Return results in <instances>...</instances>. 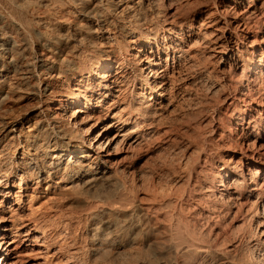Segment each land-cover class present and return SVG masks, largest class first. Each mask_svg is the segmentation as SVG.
Wrapping results in <instances>:
<instances>
[{
  "label": "bare ground",
  "instance_id": "6f19581e",
  "mask_svg": "<svg viewBox=\"0 0 264 264\" xmlns=\"http://www.w3.org/2000/svg\"><path fill=\"white\" fill-rule=\"evenodd\" d=\"M26 249L264 264V0H0V264Z\"/></svg>",
  "mask_w": 264,
  "mask_h": 264
},
{
  "label": "rangeland",
  "instance_id": "374dc122",
  "mask_svg": "<svg viewBox=\"0 0 264 264\" xmlns=\"http://www.w3.org/2000/svg\"><path fill=\"white\" fill-rule=\"evenodd\" d=\"M250 0H246V3L247 2H249ZM207 51V50H206ZM241 71V69L240 70H238V72H240ZM204 88H206V87H204ZM204 91H206V90H204ZM183 101V102H182ZM182 103H184V100L182 99ZM178 114H176V115H170V114H167V116H166V118L167 119H169L170 121H171V118H173V116L174 117H181V115H182V112L180 111V113L179 112H177ZM168 120V121H169ZM167 121V122H168ZM167 158V159H166ZM164 159H166V160H164ZM164 159H162V161H157V164H158V169H160V167L162 168L163 167V163H164V166H171V163L170 162H172V161H170L169 162V160L171 159L169 156L168 157H165ZM169 159V160H168ZM161 160V159H160ZM166 161V162H165ZM160 162H162V163H160ZM169 162V163H168ZM161 164V165H160ZM167 164H169V165H167ZM207 167H211L209 164H207ZM245 167L247 168V166L245 165ZM165 178H167V180H168V176L165 174ZM164 178V180H163V182H165V183H167V180ZM36 184L35 183H32V186H35ZM206 201H208V204L206 203ZM60 203H62V204H60ZM59 203V205H62L63 207H64V210L65 211H69V209L71 210L73 207H75L76 208V206H73L70 202H68V200H63V202L61 201ZM204 203H205V207H207L208 205H210L211 204V202H209V199L208 200H205L204 201ZM206 204H207V206H206ZM68 205V206H67ZM71 206H73V207H71ZM81 206V205H80ZM69 207V208H68ZM71 207V208H70ZM80 208V207H79ZM78 208V209H79ZM231 218H229V220H230ZM222 221H224L223 219H222ZM236 224H240V226L238 227V228H241L240 229V231H239V229L238 230H236V232L233 230L232 232H231V236H233L232 238H233V240H231V242L230 243H234V241L236 240V237H237V235H239V234H237V233H240V235L239 236H241L242 237V235L244 234H246L244 231V229H245V227H246V229H250L251 228V221H246L245 223H241V222H238V223H236ZM241 224H242V227H241ZM226 226V225H225ZM244 226V227H243ZM244 228V229H243ZM247 230V231H248ZM243 231V232H242ZM234 233H235V236H234ZM242 234V235H241ZM259 235V234H258ZM237 237V239L238 238H240V237ZM235 237V238H234ZM256 237H259V236H257V234H256ZM231 238V239H232ZM244 241H245V239H244ZM4 244L5 243H3V246H4ZM34 251L35 250H32V249H26V250H24V251H22V253H20L18 256H14L13 258H11V263H14V264H44V259H43V257H41V256H37V254L36 253H34Z\"/></svg>",
  "mask_w": 264,
  "mask_h": 264
}]
</instances>
